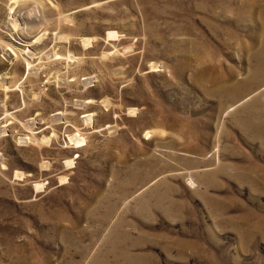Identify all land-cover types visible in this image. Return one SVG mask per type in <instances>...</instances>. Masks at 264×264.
<instances>
[{"label": "rangeland", "instance_id": "374dc122", "mask_svg": "<svg viewBox=\"0 0 264 264\" xmlns=\"http://www.w3.org/2000/svg\"><path fill=\"white\" fill-rule=\"evenodd\" d=\"M0 264H264V0H0Z\"/></svg>", "mask_w": 264, "mask_h": 264}]
</instances>
